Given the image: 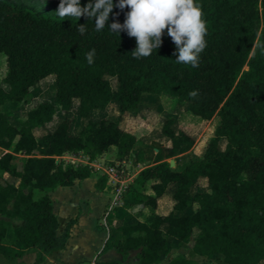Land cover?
I'll use <instances>...</instances> for the list:
<instances>
[{
    "label": "trees",
    "instance_id": "trees-1",
    "mask_svg": "<svg viewBox=\"0 0 264 264\" xmlns=\"http://www.w3.org/2000/svg\"><path fill=\"white\" fill-rule=\"evenodd\" d=\"M198 3L207 21V46L199 66L193 68L176 63V46L167 31L150 56L134 58L135 38L107 27L115 21L123 24L128 8L114 7L105 28L96 32L95 20L86 16L61 20L0 0V52L7 65L0 83V172L19 178L18 185L0 183V215L4 217L0 219V255L7 261L38 249L33 263L38 264L45 254L66 249L77 219H70L60 233L50 193L91 178L93 168L57 158L83 153L93 159L114 146L118 160L135 155V163L143 161V152L136 149L140 139L122 122L139 106L143 93H155L187 101L200 119L216 116L218 124L202 154H193L181 167L173 168L164 158L191 151L196 141L190 133L176 129V117H165L161 134L166 154L159 150L155 163L138 173L120 206L143 205L151 219L126 223L115 219L120 209L115 207L106 218L104 248L122 255L138 251V264H158L166 257L170 237L189 243L196 229L194 254L216 255L225 264L264 263V49L255 47L264 45V0ZM78 24H86L85 34L77 31ZM93 48L96 55L90 65L86 53ZM50 75L55 76V101L61 109L70 110L77 98L78 114L88 118L78 134L70 132V119L64 117L53 130L36 136L35 130L55 116L56 106L50 101L29 107L19 126L2 110L7 101H24L30 89ZM111 76L117 78V87L112 86ZM193 90L198 91L195 98L189 95ZM112 101L119 103V120L91 118L94 109H106ZM18 154L25 155L22 169L14 162ZM201 178H206L209 189L193 193ZM106 186L107 176H99L95 188L103 191ZM168 192L172 208L160 214L159 200ZM12 219L20 224L14 225ZM9 234L20 248L5 243ZM166 264L193 262L179 256Z\"/></svg>",
    "mask_w": 264,
    "mask_h": 264
},
{
    "label": "rangeland",
    "instance_id": "rangeland-1",
    "mask_svg": "<svg viewBox=\"0 0 264 264\" xmlns=\"http://www.w3.org/2000/svg\"><path fill=\"white\" fill-rule=\"evenodd\" d=\"M19 5L32 8L36 11L50 13L57 16L56 12L58 10L60 0H10ZM81 5H86L87 3L84 0H80ZM247 69V66L245 67ZM7 71L6 57L3 53L0 52V83H3V78ZM55 76L50 75L46 78L38 81L31 89L27 98L22 102L17 101H7L2 110L5 111L8 115L9 121L15 126H19L21 121L26 118V112L29 107H33L42 101H50L56 106V113L51 122H49L45 127H41L35 130L36 136H40L43 133L51 131L57 125V123L64 117L70 119V132L72 134H78L80 130L87 124L88 118L81 117L78 114V105L79 100L75 98L73 100L72 107L68 111L61 109L60 105L55 101L56 87L54 83ZM113 87H117V78L109 77ZM4 85V84H3ZM114 104H111L106 109H94L91 113V118L94 120H100L106 118L108 121H117L120 117V112L115 104L119 103L117 101H112ZM190 103L187 101L179 102L176 98L170 97L168 95H160L155 93H143L139 106L135 109V112L130 113L124 117L122 126L129 132L136 134L140 141L145 142L149 147L146 153V158L141 162V165L134 163L136 156L131 155L127 158L126 167L129 169V174L126 175V180L132 182L138 173L147 165L155 163L156 155L159 150H162L166 154V142L161 134V127L163 121L167 115H173L176 117V129L184 130L195 138V145L193 149L187 152L185 157H175V158H164L167 160L171 167H181L183 164L188 162L193 154H202L205 147L207 146L208 140L214 133V129L218 124V118L215 116L211 120L200 119V117L189 110ZM159 144L157 146L156 144ZM221 147H224V141L220 144ZM115 147L112 146L109 151L106 152V155H99L96 162L89 159L88 154L80 153L76 157L73 154H65L61 161L67 162L73 158H76V165L78 164H91L93 168L92 177L87 180V182L81 183L74 186L65 187L59 186L54 191H52L51 197L53 199V204L56 206L55 212L59 217L60 228L59 232L62 233L66 224L70 219H78L81 215V206H78V201L83 200L81 203L89 204L86 210L84 225H83V234L79 237V234L76 233V238L79 237V242L81 243L80 250L78 255H82L84 259L76 262H71L68 264H122L121 261L117 260L118 258L110 255L107 257L109 261H99L96 259L98 253L101 252L105 243V230L100 231V229H108L109 225L106 224L105 220L108 218L109 208H106L103 212L107 203L113 200V197L109 196L112 194V191L107 187L103 191L95 190L92 187V183H95L101 172L105 171L107 164L111 158H115ZM25 157L23 154H18L14 159V162L18 165L19 169H22V160ZM78 158V159H77ZM57 161H60L57 159ZM93 163V164H92ZM16 177L11 175H6L5 173L0 172V183L8 184L12 183L15 185L19 184V180ZM208 183L206 178H201L198 183L192 188V192L197 191H207ZM112 200L109 205L111 206ZM161 200V201H160ZM159 200L160 209L157 210L160 214H167L171 205L173 204L171 192H168L162 199ZM54 206V207H55ZM78 206V208H77ZM109 206V207H110ZM124 206V205H123ZM136 207V206H134ZM123 209V207H119ZM147 209V208H146ZM145 209L143 216L147 215L149 210ZM147 211V212H146ZM103 212V214H102ZM191 211L189 210L188 213ZM102 214V215H101ZM133 214L137 213H128L125 209L121 210V213L118 215L115 213V219L119 216H122L124 221L130 222L133 221ZM101 216V217H100ZM141 217V216H140ZM99 218V222L97 223ZM139 218V216H138ZM145 217H143L144 219ZM104 221H103V220ZM103 221V222H102ZM14 225H17V221H13ZM74 229L77 226H73ZM73 233V232H72ZM75 234V232H74ZM73 234V235H74ZM197 230L195 229L194 234L189 243H183L180 241H173L169 239V246L166 250L165 259L158 264H166L170 260L182 256L187 259H190L193 264H225L223 259L218 256H213L212 258L201 257L193 253L192 247L195 241ZM75 238V235L73 236ZM75 238V239H76ZM11 239V238H10ZM8 244L14 245L11 241H7ZM118 256L119 253H117ZM75 255L77 254H73ZM62 256L55 255L49 261L51 264H67L65 260L62 261ZM129 264H138L134 260V255L130 258ZM35 258L33 259L34 262ZM54 260V261H53ZM17 262V261H16ZM0 264H16L15 261H7L5 258L0 256ZM264 264V263H262Z\"/></svg>",
    "mask_w": 264,
    "mask_h": 264
},
{
    "label": "clouds",
    "instance_id": "clouds-1",
    "mask_svg": "<svg viewBox=\"0 0 264 264\" xmlns=\"http://www.w3.org/2000/svg\"><path fill=\"white\" fill-rule=\"evenodd\" d=\"M114 7L121 10L128 8L123 24L113 22L110 32L120 35L126 31L129 37L136 40V47L131 52L136 59L150 56L162 45V37L167 31L176 46V63L199 66L200 54L207 46V21L198 0H88L81 5L80 0H60L57 16L64 20L72 18L80 20L86 16L95 20V31L101 32L109 19ZM77 31L83 35L87 31L86 24H78ZM264 49V45H256ZM96 49L86 53L88 64L94 63ZM189 95L195 98L198 91L193 90Z\"/></svg>",
    "mask_w": 264,
    "mask_h": 264
},
{
    "label": "crops",
    "instance_id": "crops-1",
    "mask_svg": "<svg viewBox=\"0 0 264 264\" xmlns=\"http://www.w3.org/2000/svg\"><path fill=\"white\" fill-rule=\"evenodd\" d=\"M111 104H114L113 102H110L109 103V105L108 106H110ZM107 106V107H108ZM115 106H117L118 107V109H119V112H120V108H119V105L118 104H115ZM133 112H135V109H131V111H130V113H133ZM103 119V118H102ZM106 119V118H105ZM149 146L145 143V142H142V141H139L138 142V144H137V146H136V149L137 150H139V151H142L143 152V155H144V158H146L145 156H146V153H147V150L149 149L148 148ZM115 152H116V148H115ZM102 155H106V153H104V154H102ZM101 155V156H102ZM185 155H187V153H184V154H181V155H179L178 157H181V158H183V157H185ZM116 156V155H115ZM173 158H175V157H173ZM111 159H115L114 158V156H113V158H111ZM141 162L142 161H140V162H138V164L139 165H141ZM6 175H10V174H8V173H5ZM17 178V177H16ZM90 178H88V179H85V180H83V181H77L73 186L76 188L77 187V185H79V187L81 188V186H80V184L81 183H84L85 184V182H87V180H89ZM18 180H19V178H18ZM17 180V181H18ZM68 187H71V186H68ZM92 187L95 189V190H97L96 188H95V183H92ZM51 194H52V192H51ZM110 197L112 196L113 197V194H111V195H109ZM111 200H112V198H111ZM110 200V201H111ZM83 200H81L80 199V201H78V206L80 207L81 206V208L80 209H82L81 210V215H79V217H78V219H77V222L75 223V225L74 226H77V228L76 229H74V227L72 228V231H71V237L69 238V241H68V245H67V247H66V249H62V250H56V251H52V252H50V253H48V254H45V258H44V260L42 261V262H40V263H38V264H51V263H49V261H51L52 259V257L53 256H55V255H59V256H62L63 258H62V261L63 260H65V263H71V262H74V261H78L79 260V258H81V257H83L82 255H78V252H79V250H80V247H81V243L79 242V237L80 236H82V234H83V225H84V220H85V215L87 214L86 213V210H87V207H88V205L90 204H86V203H84V204H82L81 203V205H80V202H82ZM110 201L107 203V205L105 206V208H104V210H103V212L105 211V209L106 208H109V203H110ZM161 201V200H160ZM173 205V204H172ZM172 205H171V208H172ZM55 206V205H54ZM78 206H77V208H78ZM160 207H161V205L159 206V203H158V208H157V210L158 209H160ZM56 209V206L54 207V210ZM145 207L143 206V205H137L136 207H131V208H127V209H125L128 213H137L136 215L135 214H133V221H130V222H127V221H125L126 223H134V222H136L137 221V219H139V218H143V217H145L144 219H146L147 218V220H150L151 218L150 217H148L149 216V212H148V214L147 215H145V216H143L144 215V213H145ZM121 210H123V209H119L116 213L119 215L120 213H121ZM147 210V209H146ZM171 210V209H170ZM103 212H102V214H103ZM147 212V211H146ZM101 214V215H102ZM138 216H139V218H138ZM141 216V217H140ZM101 217V216H100ZM120 218H123L122 216H119ZM2 218H4L2 215H0V219H2ZM5 219H8V218H5ZM103 220V219H102ZM12 221V223H13V221H17V223H19L20 224V221L18 220V219H12L11 220ZM104 221V220H103ZM102 221V222H103ZM107 220H105V222H106ZM99 222V218H98V221H97V223ZM106 224H107V222H106ZM18 225V224H17ZM105 230V231H104ZM100 231H104L105 233V243H106V241H107V238H108V229L106 230V229H100ZM73 232V233H72ZM74 232H75V234H74ZM76 233H78L79 234V237H77L76 238ZM75 235V238L73 237L74 235ZM11 238V239H10ZM169 239H171V240H173V238L172 237H170ZM12 240V242L14 243V245L12 246L13 248H15V249H18V248H20V244L18 243V242H16L14 239H13V237H12V235L11 234H9L7 237H6V239H5V243L6 244H8L7 243V241H11ZM105 243H104V245H105ZM8 245H10V244H8ZM37 253H38V249H30L29 251H27L22 257H18V258H16V260H15V262L17 263V264H33L34 262H35V260H36V257H37ZM118 252L114 249V248H104V246H103V249L101 250V252L100 253H98V256L96 257V259L97 260H99V261H104V262H107V261H109L108 259H107V257H109L110 255H113V256H115V257H119L117 260H119V261H121L122 262V264H129L130 263V258L134 255V260H135V262L137 263L138 261L136 260V254L138 253V251H130L127 255H122V254H120L119 253V255L120 256H118V254H117ZM73 254H77V255H75V257H73L74 255ZM0 256H2L3 258H5L3 255H0ZM35 258V260H34V262H33V259ZM84 259V257L83 258H81L80 260L82 261ZM54 261V260H53ZM76 261V262H77ZM88 264H91V263H88Z\"/></svg>",
    "mask_w": 264,
    "mask_h": 264
},
{
    "label": "built area",
    "instance_id": "built-area-1",
    "mask_svg": "<svg viewBox=\"0 0 264 264\" xmlns=\"http://www.w3.org/2000/svg\"><path fill=\"white\" fill-rule=\"evenodd\" d=\"M67 154H72V153H67ZM73 155L75 157L77 156L75 154ZM63 156H60L57 159L61 161V159H63L62 158ZM98 156L99 155H95L94 158L91 159L89 155V159L93 160L92 162H96ZM67 162L76 164V158H73L70 161L68 160ZM126 162H127V159L125 160L110 159L109 163L107 164L105 168V171L101 172V175L107 176V187H109V189L112 191V194H113V200H112L111 206L109 207L110 211L113 210L115 207H120L124 204V193L126 189L128 188L129 184L131 183L130 180L127 181L125 178L126 175L129 174L128 172L129 169L126 167ZM89 165L92 166L91 164ZM110 211H108V213Z\"/></svg>",
    "mask_w": 264,
    "mask_h": 264
},
{
    "label": "water",
    "instance_id": "water-1",
    "mask_svg": "<svg viewBox=\"0 0 264 264\" xmlns=\"http://www.w3.org/2000/svg\"><path fill=\"white\" fill-rule=\"evenodd\" d=\"M156 145H157V146H159V144H158V143H157Z\"/></svg>",
    "mask_w": 264,
    "mask_h": 264
}]
</instances>
